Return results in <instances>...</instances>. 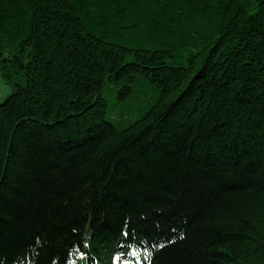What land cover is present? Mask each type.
I'll use <instances>...</instances> for the list:
<instances>
[{"label":"trees","instance_id":"1","mask_svg":"<svg viewBox=\"0 0 264 264\" xmlns=\"http://www.w3.org/2000/svg\"><path fill=\"white\" fill-rule=\"evenodd\" d=\"M0 78V264H264V0H0Z\"/></svg>","mask_w":264,"mask_h":264},{"label":"bare ground","instance_id":"2","mask_svg":"<svg viewBox=\"0 0 264 264\" xmlns=\"http://www.w3.org/2000/svg\"><path fill=\"white\" fill-rule=\"evenodd\" d=\"M84 227H85V225H84ZM84 227H83V230H84ZM83 230H82V232H81V234H83ZM121 235V234H120ZM155 235V234H154ZM87 237L86 238H84L83 239V245L84 244H86L87 243V239L88 238H90V233H89V235H86ZM86 239V240H85ZM156 240H154V239H151V238H148V239H141V241L140 242H138L143 248H146L147 246H150L151 245V243L153 244V242H155ZM81 242H82V240H81ZM132 243L134 244L135 243V241L133 240L132 241ZM79 245V244H78ZM73 252V250H71V251H69V253H72ZM18 254V253H17ZM19 256H21V255H17V257H19ZM146 256V254L145 255H143L142 253H140L137 257L136 256H134V259L131 261L132 262V264H144L143 263V258ZM150 256V255H149ZM83 258H82V255L80 254V253H76V255H75V257L73 256V257H71L70 258V260L68 261L69 263H71V264H74L75 262H77L78 260H82ZM23 262H27L26 260H22V261H20V262H18V263H15V264H21V263H23ZM118 263V262H117ZM117 263H114V264H117Z\"/></svg>","mask_w":264,"mask_h":264},{"label":"rangeland","instance_id":"3","mask_svg":"<svg viewBox=\"0 0 264 264\" xmlns=\"http://www.w3.org/2000/svg\"><path fill=\"white\" fill-rule=\"evenodd\" d=\"M10 94V87L5 85L0 78V103H2Z\"/></svg>","mask_w":264,"mask_h":264},{"label":"snow or ice","instance_id":"4","mask_svg":"<svg viewBox=\"0 0 264 264\" xmlns=\"http://www.w3.org/2000/svg\"><path fill=\"white\" fill-rule=\"evenodd\" d=\"M161 247H163V245H161ZM133 256H136V255H138V253L134 250L132 253H131ZM81 255H83V254H81ZM115 259L117 260V261H119L120 260V257H115ZM125 264H132V262H130V261H125Z\"/></svg>","mask_w":264,"mask_h":264}]
</instances>
